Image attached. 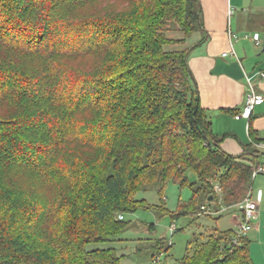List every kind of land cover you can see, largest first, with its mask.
<instances>
[{"label": "trees", "instance_id": "obj_1", "mask_svg": "<svg viewBox=\"0 0 264 264\" xmlns=\"http://www.w3.org/2000/svg\"><path fill=\"white\" fill-rule=\"evenodd\" d=\"M201 31L200 0H0V264H122L127 213L243 201L264 139L250 125L234 154L214 132L188 64ZM170 181L192 191L175 211L137 198ZM196 239L175 264H255L246 234Z\"/></svg>", "mask_w": 264, "mask_h": 264}, {"label": "crops", "instance_id": "obj_2", "mask_svg": "<svg viewBox=\"0 0 264 264\" xmlns=\"http://www.w3.org/2000/svg\"><path fill=\"white\" fill-rule=\"evenodd\" d=\"M200 2L208 36L199 43L203 32L198 33L188 64L214 132L224 136L226 151L237 154L254 140L250 125L253 134L264 139V101L255 104L249 118L236 117L246 104L247 78L264 95V77L259 74L264 71V0ZM254 33H259L260 44L254 41ZM262 45L259 52L257 46ZM224 52L228 54L223 56Z\"/></svg>", "mask_w": 264, "mask_h": 264}, {"label": "rangeland", "instance_id": "obj_3", "mask_svg": "<svg viewBox=\"0 0 264 264\" xmlns=\"http://www.w3.org/2000/svg\"><path fill=\"white\" fill-rule=\"evenodd\" d=\"M248 34H252V31ZM169 35L173 36L175 32H170ZM195 38L190 44L196 42ZM257 49L262 52L263 45L257 46ZM189 179L192 182L196 180L192 174L189 175ZM252 189L254 193L261 190L262 199L258 218L252 223L246 236L251 240V255L255 264H264V174L256 177ZM191 197L192 191L189 187L180 188L172 181L168 182L162 194L158 193L155 185L137 194V198H144L150 204L160 205L163 201L170 211H175L179 203L189 202ZM204 201V197L200 196L197 203L201 205L205 203ZM216 202L217 198L205 205L216 212ZM237 205L226 208L220 213L201 212L198 217L187 214L175 219L156 209L140 208L125 215V220L131 221L130 227L118 236L120 241L109 245L114 246L119 255H123L122 264H175L191 252L195 247L196 238L201 235L206 237L217 230L228 229L238 232L241 211ZM152 224L154 228L151 227ZM172 226H175L173 232H171ZM159 238L166 240L165 248L161 252L153 248ZM169 246L170 248L166 250Z\"/></svg>", "mask_w": 264, "mask_h": 264}, {"label": "built area", "instance_id": "obj_4", "mask_svg": "<svg viewBox=\"0 0 264 264\" xmlns=\"http://www.w3.org/2000/svg\"><path fill=\"white\" fill-rule=\"evenodd\" d=\"M246 37H248L247 34ZM252 37L257 44H260L261 41H260L259 33H254ZM231 53L233 54V56L237 57L234 50H231ZM227 54H228L227 52H224L222 55L226 56ZM259 74L261 77H264V71H261ZM247 80H248V89L246 92V104L242 112L236 116L238 118L239 117L249 118L253 112L255 104L264 101V95L259 94L256 91V88L254 84L251 82L250 78H247ZM255 147L259 150L264 151V142L255 143ZM259 174H264V162L258 165L257 168H255V170L252 173V180L254 181ZM213 189L218 195L221 194L222 190L219 182H215V183L213 182ZM261 199H262V191L259 190L257 193H254L253 189H251L247 193L243 201L237 205L241 211V218L238 220L239 230L238 232H235L237 236L244 235L251 229L252 223L258 218L259 205ZM226 208L228 207L221 206L219 210H216V212H214L210 210V208L207 209L204 206H202V209L210 214L224 212ZM174 227L175 226H173L172 229H174Z\"/></svg>", "mask_w": 264, "mask_h": 264}, {"label": "water", "instance_id": "obj_5", "mask_svg": "<svg viewBox=\"0 0 264 264\" xmlns=\"http://www.w3.org/2000/svg\"><path fill=\"white\" fill-rule=\"evenodd\" d=\"M211 199H212V197L209 198V200H211Z\"/></svg>", "mask_w": 264, "mask_h": 264}]
</instances>
